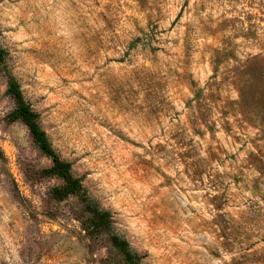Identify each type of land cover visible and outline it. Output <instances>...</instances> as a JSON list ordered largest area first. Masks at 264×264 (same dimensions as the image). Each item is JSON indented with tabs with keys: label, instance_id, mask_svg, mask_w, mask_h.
Segmentation results:
<instances>
[{
	"label": "rangeland",
	"instance_id": "374dc122",
	"mask_svg": "<svg viewBox=\"0 0 264 264\" xmlns=\"http://www.w3.org/2000/svg\"><path fill=\"white\" fill-rule=\"evenodd\" d=\"M0 49V264H264V0H0Z\"/></svg>",
	"mask_w": 264,
	"mask_h": 264
},
{
	"label": "trees",
	"instance_id": "16d2710c",
	"mask_svg": "<svg viewBox=\"0 0 264 264\" xmlns=\"http://www.w3.org/2000/svg\"><path fill=\"white\" fill-rule=\"evenodd\" d=\"M6 55L7 51L0 49V62L4 60ZM7 92L16 103V108L11 113V117L14 120L21 119L27 125L39 148L52 160V166L48 169V172L63 181V186L56 189V198L63 200L70 194L81 193L83 191L81 178H77L72 175L71 163L62 160L51 147L44 130H42L38 125L37 120L39 115L33 111L31 106L24 100L20 85L11 80L9 82ZM87 209H89L91 213V217L88 219V226L91 229L102 230L110 227L112 222L110 212L100 209L98 204L91 202H87ZM112 243L113 246L117 248L129 262L137 263L140 260V256L138 254L131 252L130 243L127 239L113 235Z\"/></svg>",
	"mask_w": 264,
	"mask_h": 264
}]
</instances>
